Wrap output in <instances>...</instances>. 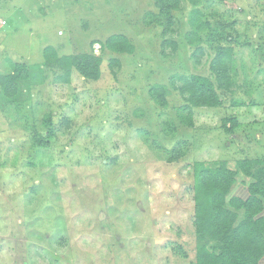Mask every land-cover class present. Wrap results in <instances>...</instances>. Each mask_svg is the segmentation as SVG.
I'll list each match as a JSON object with an SVG mask.
<instances>
[{"label":"rangeland","instance_id":"1","mask_svg":"<svg viewBox=\"0 0 264 264\" xmlns=\"http://www.w3.org/2000/svg\"><path fill=\"white\" fill-rule=\"evenodd\" d=\"M119 33L131 55L96 44ZM47 46L101 57L102 74L63 84L47 70L11 102L0 92V264H195L194 164L264 158V0H0V76L41 65ZM220 47L232 59L221 105L184 109L171 79H213Z\"/></svg>","mask_w":264,"mask_h":264},{"label":"trees","instance_id":"2","mask_svg":"<svg viewBox=\"0 0 264 264\" xmlns=\"http://www.w3.org/2000/svg\"><path fill=\"white\" fill-rule=\"evenodd\" d=\"M178 1L173 0V3ZM169 6L160 8L162 16L170 15ZM169 20L164 24L163 34L166 33ZM96 44L115 54L131 55L134 52L131 41L121 33L113 34ZM170 47L176 50L177 45L171 42ZM230 51L220 47L214 53L209 62L213 79L196 74L175 76L171 79L172 89L187 104L184 109H213L221 105L218 91H228L231 85ZM203 56L202 47L195 48L191 54L196 65ZM42 57L41 65L10 63V71L0 76V92L5 101L11 102L18 93L21 82L34 83L42 80L47 70H57L54 79L63 84L69 83L73 72L88 81L96 82L101 78L103 60L92 53L58 56L55 48L47 46L43 49ZM119 66L115 59L108 63L111 72ZM166 93L163 87L150 90L151 98L159 105L166 103ZM228 123L230 126L224 128L231 134L237 128V123L235 119H228ZM44 126H52L50 115L46 116ZM48 134L52 135L51 129ZM33 143L39 148L47 147L46 141L41 137L34 138ZM181 157L182 153L176 152L168 161L172 163ZM192 173L193 227L197 242L195 264H260L264 257V158H242L235 162L233 168L225 162L215 167L197 162ZM239 177L249 180L244 188L236 186Z\"/></svg>","mask_w":264,"mask_h":264},{"label":"crops","instance_id":"3","mask_svg":"<svg viewBox=\"0 0 264 264\" xmlns=\"http://www.w3.org/2000/svg\"><path fill=\"white\" fill-rule=\"evenodd\" d=\"M260 264H264V257H263L262 260L260 261Z\"/></svg>","mask_w":264,"mask_h":264}]
</instances>
